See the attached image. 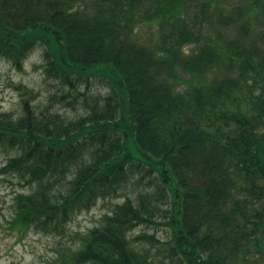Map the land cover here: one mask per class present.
<instances>
[{
    "label": "trees",
    "instance_id": "obj_1",
    "mask_svg": "<svg viewBox=\"0 0 264 264\" xmlns=\"http://www.w3.org/2000/svg\"><path fill=\"white\" fill-rule=\"evenodd\" d=\"M39 48L75 114L0 108L12 229L123 197L64 264H264V0H0V63Z\"/></svg>",
    "mask_w": 264,
    "mask_h": 264
},
{
    "label": "rangeland",
    "instance_id": "obj_2",
    "mask_svg": "<svg viewBox=\"0 0 264 264\" xmlns=\"http://www.w3.org/2000/svg\"><path fill=\"white\" fill-rule=\"evenodd\" d=\"M154 30L153 27H142L140 35L144 41H149L154 38ZM41 56L39 48L26 60L23 71H17L6 62L0 63V108L18 112L21 101L27 98L35 106H51L56 111L73 116L75 111L69 103L50 100L56 88L45 78ZM92 90L105 92L99 83L93 84ZM27 92L29 96H26ZM5 162L6 158L0 157V167ZM19 191L21 188L16 181L0 183V264H64L82 237L98 226L103 216L111 213L115 204L123 201V197L100 200L91 211L76 215L62 235L33 230L21 234L9 225ZM149 231L153 233V230ZM154 233L159 238L164 235L163 230Z\"/></svg>",
    "mask_w": 264,
    "mask_h": 264
}]
</instances>
